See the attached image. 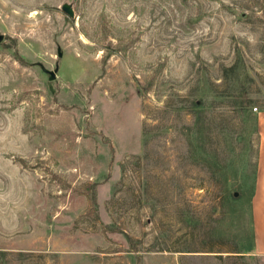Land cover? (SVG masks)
Instances as JSON below:
<instances>
[{"label":"rangeland","instance_id":"rangeland-1","mask_svg":"<svg viewBox=\"0 0 264 264\" xmlns=\"http://www.w3.org/2000/svg\"><path fill=\"white\" fill-rule=\"evenodd\" d=\"M263 115L264 0H0V264H264Z\"/></svg>","mask_w":264,"mask_h":264},{"label":"crops","instance_id":"crops-1","mask_svg":"<svg viewBox=\"0 0 264 264\" xmlns=\"http://www.w3.org/2000/svg\"><path fill=\"white\" fill-rule=\"evenodd\" d=\"M260 139L253 195V221L256 252L264 254V115L260 120Z\"/></svg>","mask_w":264,"mask_h":264},{"label":"water","instance_id":"water-1","mask_svg":"<svg viewBox=\"0 0 264 264\" xmlns=\"http://www.w3.org/2000/svg\"><path fill=\"white\" fill-rule=\"evenodd\" d=\"M65 10H68L67 6H64ZM59 55H62V52L59 51ZM42 68L44 71L48 72L50 74V79H54L56 77V71L58 70V67L55 70H49L46 67L42 65Z\"/></svg>","mask_w":264,"mask_h":264},{"label":"trees","instance_id":"trees-1","mask_svg":"<svg viewBox=\"0 0 264 264\" xmlns=\"http://www.w3.org/2000/svg\"><path fill=\"white\" fill-rule=\"evenodd\" d=\"M235 252L241 253L243 254V256L245 255V253H248L249 250L246 249H242V248H238V246L235 248Z\"/></svg>","mask_w":264,"mask_h":264}]
</instances>
